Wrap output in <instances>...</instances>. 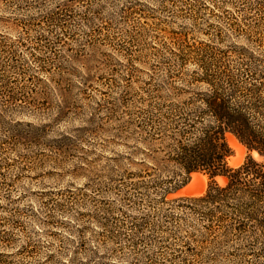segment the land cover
Segmentation results:
<instances>
[{
    "label": "trees",
    "instance_id": "16d2710c",
    "mask_svg": "<svg viewBox=\"0 0 264 264\" xmlns=\"http://www.w3.org/2000/svg\"><path fill=\"white\" fill-rule=\"evenodd\" d=\"M122 1V23L136 15L153 20L158 13H165L187 20L191 31L197 26L207 27L208 31H202L207 36L215 28L212 35L218 42L224 40L223 30L205 19V14L220 17L228 13L226 6H239L231 0ZM240 1V10L249 12L247 16L252 14L253 20L241 21L230 30L233 35L243 33L260 56L246 47L241 52L228 51L192 41L185 29L173 31L169 42L140 48L138 41L150 28H134V34L130 33L134 36L118 38V33H112L116 22H106L102 17L100 0H0L2 25L29 32L32 27L44 30L48 26L55 31L84 23L92 31L82 35L89 44L103 42L117 47L131 66L155 58L166 67L158 81L152 77L136 88L129 69V85L109 109V119L117 123L116 137L126 141L118 145L129 153L118 151L110 159L112 166L106 175L110 184L103 187L115 196L112 202L121 217L110 222L114 229L103 244L114 246L113 252H127L132 261L126 264H226L233 258H238L233 264H264V0ZM48 5L53 7L44 11ZM83 8L86 10L80 12ZM63 34L53 43L44 35L18 40L34 41L37 49L27 51L28 59L40 64L41 72L47 74L54 68L63 70L51 59L56 56L52 45L74 37ZM14 40L0 35V83L6 82L0 89V112L6 114L27 112L44 96L43 91L28 86L29 92L12 87L15 75H23L26 84L34 85L35 79L26 75L30 60H21L15 44L8 43ZM42 47L52 52L51 56L40 59ZM231 53L241 62L232 65L228 61ZM10 125L14 129L28 127L30 134L43 136L46 132V126L32 123ZM30 134L11 132L1 144H19ZM228 134L263 160L248 156L239 167L229 166L233 150ZM4 150L0 146V151ZM194 173L209 176L207 192L168 199L188 184ZM220 176L226 177L225 186L214 181ZM102 210L110 211L106 207ZM131 210L134 214L129 213ZM101 224L107 227L109 222ZM5 232L0 225V244L9 242L2 235Z\"/></svg>",
    "mask_w": 264,
    "mask_h": 264
},
{
    "label": "rangeland",
    "instance_id": "374dc122",
    "mask_svg": "<svg viewBox=\"0 0 264 264\" xmlns=\"http://www.w3.org/2000/svg\"><path fill=\"white\" fill-rule=\"evenodd\" d=\"M138 1L149 3V0ZM231 1L237 2L239 6H226L228 13L220 17L208 18V14H205V19H210V23L219 25L223 30L224 40L218 42L212 35L215 28L207 36L202 32L208 31L207 27L197 26L194 32L187 20L173 18L165 13H158L153 20L136 15L122 23L119 9L123 1L100 0L102 17L106 22H116L112 33H118V38L134 34V28H150L144 39L138 41L140 48H145L147 44L159 46L169 42L173 31L185 29L191 33L188 37L192 41L194 39L219 50L241 52L246 47L255 56H260L258 48L248 44L243 33L233 35L230 30V27L240 26L241 21L253 20L252 14L247 16L249 12L240 10L243 1ZM207 5L212 6L209 2ZM52 7L48 5L43 10ZM81 10L83 12L86 9ZM38 12H32V15ZM98 23L103 26L101 22ZM44 28L40 30L32 27L28 32L0 24V35L15 39V42L8 43L15 44V48L20 51V59L27 61L30 60L27 51L37 49V45L33 40L26 42L19 38L34 39L44 35L53 43L54 39L56 42L58 37L63 38V33L74 36L72 39L66 36L67 39L62 43L52 45L56 47L53 50L56 56L52 55L51 59L55 65L62 67V71L54 68L50 73H42L40 64L30 60L25 70L27 77H35L34 85L30 82L26 84L23 75H15L12 87H18L16 91H19V87L28 92L29 88L43 91L44 96H40L36 106L20 114L0 112V146L5 147L4 151H0V225L6 231L2 235L9 240L0 244V264H126L127 260L132 261L127 252H113L111 249L114 246L103 244L114 229L115 224L111 225L110 222L121 217L116 211L118 207L112 202L115 196L107 191L110 183L106 175L112 166L110 159L118 151L129 153L124 146L118 145L126 141L125 138L121 140L116 137L117 123L109 119V109L119 101L128 87L129 69L133 71L134 78L131 81L136 88L152 77L158 81L157 77L164 74L166 67L155 58L131 66L117 47L103 42L89 44L82 35L85 31H92L84 23L68 24V28L55 31L48 26ZM21 42H26V45L21 46ZM40 52V59H46L52 53L45 47ZM228 59L232 65L242 60L234 53ZM5 84L0 83L1 90ZM18 121L46 126V132L41 136L30 134L31 129L28 127L14 129L10 124ZM14 131H28L30 135L20 139L19 144L2 145L4 140H8L9 133ZM228 135L233 136L243 150L240 165L248 156L257 161L263 160L257 152H249L236 136ZM231 149L234 155L236 151ZM199 174L204 181L205 194L211 180L208 175ZM218 178L214 181L223 185ZM177 193L168 199L191 197L176 196ZM102 207L110 211H103ZM129 213L134 214L133 210ZM106 221L109 224L104 227L101 223ZM237 259H227L226 264H233Z\"/></svg>",
    "mask_w": 264,
    "mask_h": 264
},
{
    "label": "bare ground",
    "instance_id": "6f19581e",
    "mask_svg": "<svg viewBox=\"0 0 264 264\" xmlns=\"http://www.w3.org/2000/svg\"><path fill=\"white\" fill-rule=\"evenodd\" d=\"M228 142L230 146L236 151V156H233L229 159V165L233 168L239 167L241 164V153H242V148L239 146L236 141V139L228 135ZM256 154V153H255ZM257 155V154H256ZM218 180L225 185L227 182L226 178L219 177ZM194 187V190L191 191L189 189H192ZM205 192V186H204V181L202 178V175L199 173L193 174L192 175V180L191 183L188 187H186L184 190L178 192L176 196H191V197H196V196H201Z\"/></svg>",
    "mask_w": 264,
    "mask_h": 264
},
{
    "label": "water",
    "instance_id": "95a60500",
    "mask_svg": "<svg viewBox=\"0 0 264 264\" xmlns=\"http://www.w3.org/2000/svg\"><path fill=\"white\" fill-rule=\"evenodd\" d=\"M235 154H236V153H235ZM235 154L232 155V156H230V157L228 158V164H229V159H230L231 157L235 156ZM229 166H230V165H229ZM194 174H196V173H194ZM220 177H223V176H220ZM190 183H191V181H189L188 184H186L185 186H183L182 188H180L177 192H180V191L184 190L186 187H188V186L190 185ZM189 190L193 191V190H194V187H192V189H189Z\"/></svg>",
    "mask_w": 264,
    "mask_h": 264
}]
</instances>
